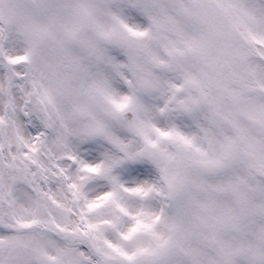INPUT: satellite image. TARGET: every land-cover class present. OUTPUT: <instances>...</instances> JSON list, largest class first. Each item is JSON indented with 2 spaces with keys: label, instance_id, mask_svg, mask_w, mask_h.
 <instances>
[{
  "label": "snow or ice",
  "instance_id": "6c2138e0",
  "mask_svg": "<svg viewBox=\"0 0 264 264\" xmlns=\"http://www.w3.org/2000/svg\"><path fill=\"white\" fill-rule=\"evenodd\" d=\"M256 173L264 0L0 14V264H214L223 194Z\"/></svg>",
  "mask_w": 264,
  "mask_h": 264
},
{
  "label": "rangeland",
  "instance_id": "374dc122",
  "mask_svg": "<svg viewBox=\"0 0 264 264\" xmlns=\"http://www.w3.org/2000/svg\"><path fill=\"white\" fill-rule=\"evenodd\" d=\"M249 135L258 139L260 134L256 130H249ZM241 179V184L225 193L232 194L230 198L226 199L223 194V200L231 215L226 226L220 229L219 242L201 250L203 256L212 260L214 264H264V225L251 220L255 215L261 214L264 219V191L260 189L261 174L248 175ZM237 192L247 199L246 204H243L241 198L239 199ZM255 198L259 199L254 200ZM246 205L247 209H245ZM243 214L245 219L240 220L239 216Z\"/></svg>",
  "mask_w": 264,
  "mask_h": 264
}]
</instances>
